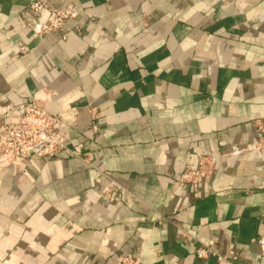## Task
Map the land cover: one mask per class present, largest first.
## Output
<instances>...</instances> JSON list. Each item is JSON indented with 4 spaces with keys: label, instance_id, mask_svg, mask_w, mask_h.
Listing matches in <instances>:
<instances>
[{
    "label": "crops",
    "instance_id": "1",
    "mask_svg": "<svg viewBox=\"0 0 264 264\" xmlns=\"http://www.w3.org/2000/svg\"><path fill=\"white\" fill-rule=\"evenodd\" d=\"M32 1L0 0V101L73 114L95 160L0 159V264H264V0H42L65 39Z\"/></svg>",
    "mask_w": 264,
    "mask_h": 264
},
{
    "label": "built area",
    "instance_id": "2",
    "mask_svg": "<svg viewBox=\"0 0 264 264\" xmlns=\"http://www.w3.org/2000/svg\"><path fill=\"white\" fill-rule=\"evenodd\" d=\"M31 18L28 26L38 35L50 32H60L65 39L64 25L68 20H78L79 10L73 3L62 7L47 6L42 0H33L29 6ZM23 53L28 51L26 45H21ZM20 112L14 105L0 101V159L3 161L20 162L26 156L36 153L39 156H56L61 152L83 159L92 164L94 154L86 150L82 143H70L68 137L58 129L61 123L71 124L73 114L58 112L52 113L41 99L30 98L20 105ZM93 113V112H92ZM92 126L97 129L93 121ZM216 166V157L210 154H200L197 164L184 170L179 176V184L197 186L213 177ZM103 192L113 199L110 185L103 188ZM199 255L205 256L211 251L207 245L200 248ZM217 254L222 260L226 256ZM230 256L236 257L235 251L230 250Z\"/></svg>",
    "mask_w": 264,
    "mask_h": 264
}]
</instances>
